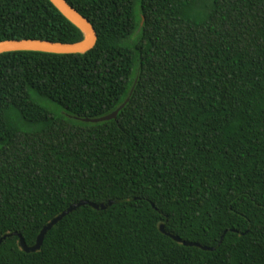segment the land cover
I'll return each mask as SVG.
<instances>
[{
    "label": "trees",
    "instance_id": "trees-1",
    "mask_svg": "<svg viewBox=\"0 0 264 264\" xmlns=\"http://www.w3.org/2000/svg\"><path fill=\"white\" fill-rule=\"evenodd\" d=\"M65 1L90 51L0 55V238L109 206L35 253L6 238L0 264H264V0ZM25 39L82 33L48 0H0V42Z\"/></svg>",
    "mask_w": 264,
    "mask_h": 264
},
{
    "label": "water",
    "instance_id": "water-1",
    "mask_svg": "<svg viewBox=\"0 0 264 264\" xmlns=\"http://www.w3.org/2000/svg\"><path fill=\"white\" fill-rule=\"evenodd\" d=\"M54 7L57 9V11L65 17L71 24H73L76 28L80 30L82 33V39L79 42L76 43H59V42H51V41H45V40H7L0 42V55L5 53H11V52H23V51H29V52H42V53H49V54H85L86 52L90 51L96 43L97 35L94 31L93 26L90 24V22L81 16L73 7H71L65 0H48ZM129 101V98L125 100V102L113 113H111L108 116H104L97 119H82L83 122L86 123H99L104 121H110L115 120L117 117V114L120 110L124 108V106ZM90 206L91 208L101 211L105 210L109 204H101V205H95L89 202H79L77 204H73L67 209H65L60 215L52 219L48 224L43 226V228L40 230L36 241L34 245L27 246L18 233H12L4 235L0 238V245L1 243L8 237H17L18 238V246L19 248L26 254H31L38 252L42 246L43 240L46 236V234L58 223L60 222L64 217L68 216L70 213L76 211L81 206ZM159 231L161 234L166 235L173 241L182 244L183 246H191V247H198L204 251H213V248H207L200 246L196 243H189L184 242L180 238L171 235L167 233L164 229L163 225H160ZM224 234L221 236V240L223 238Z\"/></svg>",
    "mask_w": 264,
    "mask_h": 264
},
{
    "label": "rangeland",
    "instance_id": "rangeland-1",
    "mask_svg": "<svg viewBox=\"0 0 264 264\" xmlns=\"http://www.w3.org/2000/svg\"><path fill=\"white\" fill-rule=\"evenodd\" d=\"M43 104H44L45 106H47L48 108H50V109H53V110H56V111L60 112V110H59L57 107H55L53 104H51V103L48 102V101H45Z\"/></svg>",
    "mask_w": 264,
    "mask_h": 264
}]
</instances>
